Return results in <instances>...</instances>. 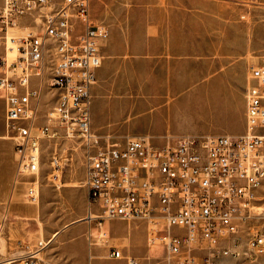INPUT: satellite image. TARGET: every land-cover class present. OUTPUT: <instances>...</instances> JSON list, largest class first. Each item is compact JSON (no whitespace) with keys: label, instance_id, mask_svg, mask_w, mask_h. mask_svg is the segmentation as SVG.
<instances>
[{"label":"built area","instance_id":"obj_1","mask_svg":"<svg viewBox=\"0 0 264 264\" xmlns=\"http://www.w3.org/2000/svg\"><path fill=\"white\" fill-rule=\"evenodd\" d=\"M106 33L105 24L91 19L90 0H0V38L16 44L12 61L0 57V99L25 196L39 198L42 143L69 139L81 151L98 224L143 220L147 246L163 248L162 264H216L234 252L230 243L240 238L250 207L264 200V54L249 65L242 133L120 141L91 126V87L101 64L96 39ZM55 154L54 148V180L61 169ZM246 244L244 254H264V227ZM108 255L140 263L117 246ZM36 258L30 252L23 264H37Z\"/></svg>","mask_w":264,"mask_h":264},{"label":"rangeland","instance_id":"obj_2","mask_svg":"<svg viewBox=\"0 0 264 264\" xmlns=\"http://www.w3.org/2000/svg\"><path fill=\"white\" fill-rule=\"evenodd\" d=\"M90 15L94 23L105 24L112 35L111 73L105 77L106 84L100 86L99 97L107 103L114 100L117 106L127 100L133 109L124 113L110 111L102 128L94 129L96 133L108 134L120 141L143 134L154 139L157 134L153 131H161L155 128L160 120L144 117V112L137 109L139 98L144 97L138 85L146 72L155 73L158 80L180 79V71L186 68L193 71L191 80L166 89L170 94H156L170 101L182 95L186 97L170 123L161 124L162 131L168 132V136L243 131L249 65L264 54V0H90ZM16 31L11 29L8 34ZM154 39L156 42L152 43ZM4 47V39L0 38V57L4 56ZM127 80L131 84L129 88ZM157 106L152 104V108ZM237 127L240 128L235 132ZM4 134L0 101V139L11 144L9 147L0 142V169L4 159L13 158L9 186L0 198V264H23L30 252H35L37 264H90L88 243L83 260L77 247L78 235L67 237L64 232L70 224L87 225L88 211L93 210L84 184L80 149L62 137L42 143L39 198L31 202L25 196L26 182L16 175L14 139L8 135L1 137ZM54 148L56 157L61 154V169L55 172L58 174L55 180L49 175L53 170L50 159ZM6 165H9L7 161ZM4 173L2 168L0 174ZM98 220L90 219L89 225L99 229ZM143 222L146 226L143 220L104 222L105 240L100 238L98 242L97 238H91L106 249L101 260L107 261L109 246L119 247L116 242L122 239L129 238L131 251L145 248L146 232L139 225ZM262 227L264 200H259L250 207V217L241 223L240 238L230 243L234 252L221 256L216 264H264V254L248 256L243 252L247 249L248 237ZM68 246L76 248L68 251ZM145 251L153 258L148 259V264H162V247L152 245ZM139 264H143L141 260Z\"/></svg>","mask_w":264,"mask_h":264},{"label":"crops","instance_id":"obj_3","mask_svg":"<svg viewBox=\"0 0 264 264\" xmlns=\"http://www.w3.org/2000/svg\"><path fill=\"white\" fill-rule=\"evenodd\" d=\"M110 35L111 34L109 33V31H107V33L105 35L100 36L96 39L99 54L101 56V64L99 65V67H97L95 69V82L91 87V126H92L93 130L94 129L98 130V129L102 128L105 121L107 119H109L110 111H118V112L124 113L126 111H132L133 110L131 108V106L129 105L127 100L121 103L122 106H117V104L115 103L114 100H113V102L107 103V101H105L104 99L99 97V92H98L99 88H100V86L106 84V81L104 82L105 77L109 73H111V69L109 67V65H110L109 56H110V49H111V45H112V39H111L112 35L111 36ZM150 40H152V38H150ZM154 40L155 41H152V43L156 42V39H154ZM148 44H151V41H149ZM150 48L152 49V47H150ZM149 51H151V50H149ZM144 58L146 59V57H144ZM186 67H188V64L186 65ZM189 70L190 69H188V68H186L185 70H181L180 74H182V75H181L180 79H177V77L175 79H170V78L166 77L162 80L156 79L155 75H154L155 73H147L146 72L144 75V80L141 83H139V85H138V87L140 88L141 91L143 89V92H141V93L144 95V97L139 98V101L137 103V109L139 111L144 112V114H145L144 117L155 119V120H157V119L160 120V122L158 123L160 125L155 127V128H158L161 131H155L154 130L153 133L157 134V135L154 136V139L151 138L152 141L155 143H164V141L167 139V136L170 134H168V132L162 131L163 127L161 124H163V122H165V121H166L165 124L170 123V121L173 119L176 111L178 110L179 106L186 102V97L184 95H182L177 100L170 101V100H166L163 98L160 99L159 97H156V94H158V93L170 94L168 91L166 93V89L169 90V88H176L178 86L177 83L180 81L183 82V81L191 80V77H192L191 73H193V71L192 70L189 71ZM175 72H177V70H175ZM130 86H131V84L129 83V80H127L126 81V87L129 88ZM157 89H160V92ZM0 101L2 102V105H3V127H4V131L6 133V134L2 135L1 137H6L7 132H6L5 123H4V103L1 99H0ZM152 104H159V106L152 108ZM239 128L240 127H237L235 132H237L239 130ZM244 128H245V104H244ZM243 131H244V129H243ZM143 135L149 136L147 134H143ZM181 135H186V134H181ZM233 135H237V134H233ZM171 136H178V135H171ZM0 142H2L3 144L6 143L9 145V147H11L10 142L7 140H1L0 139ZM12 146H13V143H12ZM6 161L9 163V165H6ZM2 168L4 169V171H6V173L0 174V198L9 186L10 173L13 169V158L12 159L11 158L10 159H8V158L4 159ZM15 170H16V167H15ZM109 220H111V219H103L101 224L104 226V222H108ZM87 225L84 223L70 224L67 226V228L64 231V232H67V235H66L67 237L68 236L72 237L74 235H78L77 237H79V243H78L79 245L77 247H78L79 255L83 258V260H85V258H86L87 243H88L89 255H90V257H89L90 262L89 263L90 264H103V262H108V263H112V264H120V263L125 264L124 260L115 259V258L110 257L109 255H107V261L101 260L102 258H104L103 253L106 252V249H103L100 246L96 245V244H98L99 241L98 242L97 241L92 242L90 240V242H88L87 235H84V230L88 227ZM139 225L143 226V228L146 232L145 223L143 222ZM91 228L94 230V232H97L100 229V228L98 229L97 226H95V227L92 226ZM105 231H106V229H105ZM55 234L56 233H54L53 236ZM143 240H144L143 242L145 243V248H138L135 251H131L132 249H130L131 242H130L129 238L122 239V241L120 243L119 242H116V243L120 244L119 247L122 249L123 253H127V254H130L132 256L138 257V258H140V260L142 261L143 264H148L149 261H148L147 255H149V254H147L145 251L148 247L147 246V235H146V233H145V237ZM123 247H126L128 250L124 251ZM75 248H76V246L75 247L73 246L72 248H71V246H68V251H70V249H75ZM110 248H111V246H109L108 252H109ZM92 259H95V262L92 263Z\"/></svg>","mask_w":264,"mask_h":264},{"label":"bare ground","instance_id":"obj_4","mask_svg":"<svg viewBox=\"0 0 264 264\" xmlns=\"http://www.w3.org/2000/svg\"><path fill=\"white\" fill-rule=\"evenodd\" d=\"M11 37V36H10ZM4 56L6 57V59H7V61L8 62H10V61H12L13 59H14V57H15V55H16V44L12 41V39H10L9 37H7V40H6V45H5V47H4ZM12 55H13V57H12ZM10 57H12V58H10ZM67 141H71V140H67ZM16 182L17 183H21V181L19 180V179H16ZM89 215V216H88ZM98 215V210H97V208H94V210H89L88 211V214H87V218L89 219L88 220V225L90 224V219L91 218H94L95 216H97ZM112 220V219H111ZM246 220H244V222H245ZM127 222H130V221H127ZM102 230V231H101ZM103 231H104V229H103V227H102V224L100 223V230H99V232L95 235V233L92 231V229H91V226L89 225L88 226V230H87V237H88V239L89 240H91V237L89 236V233H92L94 236V238H97V241H99V240H101L100 238H102L101 237V235H102V233H103ZM150 246H152V245H150ZM149 246V247H150ZM237 254V253H236ZM236 256V255H235Z\"/></svg>","mask_w":264,"mask_h":264}]
</instances>
